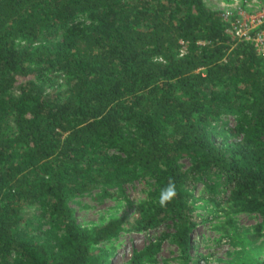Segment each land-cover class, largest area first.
Masks as SVG:
<instances>
[{
	"label": "trees",
	"instance_id": "trees-1",
	"mask_svg": "<svg viewBox=\"0 0 264 264\" xmlns=\"http://www.w3.org/2000/svg\"><path fill=\"white\" fill-rule=\"evenodd\" d=\"M226 27L205 0H0V264H107L101 243L167 221L186 260L198 180L264 227V58ZM139 178L153 187L129 227L78 223V198Z\"/></svg>",
	"mask_w": 264,
	"mask_h": 264
},
{
	"label": "rangeland",
	"instance_id": "rangeland-1",
	"mask_svg": "<svg viewBox=\"0 0 264 264\" xmlns=\"http://www.w3.org/2000/svg\"><path fill=\"white\" fill-rule=\"evenodd\" d=\"M205 2L208 7H215L216 0ZM75 21L78 24L87 22L83 17ZM60 36L61 32L57 35L47 32L45 39L55 42ZM187 45L180 48L186 51ZM197 45L198 49L203 46ZM233 123L231 116H225L220 120L219 128ZM181 165L185 168L188 162L182 160ZM152 187V180L139 178L124 185L121 190H110L112 195L100 196L94 191L78 198L71 205L81 226L90 227L110 218L124 217L126 227H129L135 218L136 205L147 198ZM187 190L190 192V214L195 222L190 234L188 259L182 258L179 248L171 241L174 225L172 221H167L152 230H124L116 238L101 243L102 248L110 251L107 264H127L135 251L159 239L160 246L152 256L154 261L142 264H264V227L258 232L255 230L256 224L261 222L259 215L231 212L226 193L219 191L212 197L202 180L190 184Z\"/></svg>",
	"mask_w": 264,
	"mask_h": 264
},
{
	"label": "built area",
	"instance_id": "built-area-1",
	"mask_svg": "<svg viewBox=\"0 0 264 264\" xmlns=\"http://www.w3.org/2000/svg\"><path fill=\"white\" fill-rule=\"evenodd\" d=\"M221 19L227 24L226 33L235 43H250L256 52L264 58V0H216L215 7ZM180 47L187 42L179 40ZM198 44L209 43L198 40ZM185 50L180 48L178 56Z\"/></svg>",
	"mask_w": 264,
	"mask_h": 264
},
{
	"label": "clouds",
	"instance_id": "clouds-1",
	"mask_svg": "<svg viewBox=\"0 0 264 264\" xmlns=\"http://www.w3.org/2000/svg\"><path fill=\"white\" fill-rule=\"evenodd\" d=\"M162 57H154V61L162 60ZM176 196V186L175 183L169 181L168 185L161 189L160 197H159V204L161 207L166 206L168 202L172 200Z\"/></svg>",
	"mask_w": 264,
	"mask_h": 264
}]
</instances>
